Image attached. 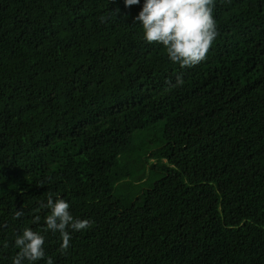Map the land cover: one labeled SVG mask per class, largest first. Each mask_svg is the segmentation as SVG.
Masks as SVG:
<instances>
[{"label":"trees","instance_id":"trees-1","mask_svg":"<svg viewBox=\"0 0 264 264\" xmlns=\"http://www.w3.org/2000/svg\"><path fill=\"white\" fill-rule=\"evenodd\" d=\"M142 4L0 0V264L49 192L92 222L54 264H264V0H216L191 68Z\"/></svg>","mask_w":264,"mask_h":264},{"label":"clouds","instance_id":"clouds-1","mask_svg":"<svg viewBox=\"0 0 264 264\" xmlns=\"http://www.w3.org/2000/svg\"><path fill=\"white\" fill-rule=\"evenodd\" d=\"M216 0H143L142 9L135 20L143 32V40L148 44L162 46L171 63L181 68H191L203 62L210 47L219 35L217 21L213 15ZM141 0H124L125 7L139 5ZM117 17V12H113ZM103 22V18H102ZM184 83L177 76L174 86ZM70 203L49 192L46 202H38L36 212L47 210L43 217L44 226L34 230L24 227L15 235L12 246L17 250L11 258V264H54L51 257L46 258L45 244L47 234H58L61 240L60 250L66 253L70 247L72 233L84 232L91 228L89 219L74 217ZM23 216L17 210L13 219ZM41 216L35 214L31 223L39 225ZM8 242H3L7 248Z\"/></svg>","mask_w":264,"mask_h":264}]
</instances>
